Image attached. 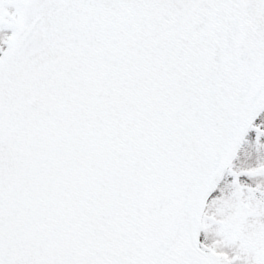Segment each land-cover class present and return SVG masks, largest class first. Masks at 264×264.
I'll list each match as a JSON object with an SVG mask.
<instances>
[{"label": "snow or ice", "instance_id": "obj_1", "mask_svg": "<svg viewBox=\"0 0 264 264\" xmlns=\"http://www.w3.org/2000/svg\"><path fill=\"white\" fill-rule=\"evenodd\" d=\"M0 264H264V0H0Z\"/></svg>", "mask_w": 264, "mask_h": 264}]
</instances>
